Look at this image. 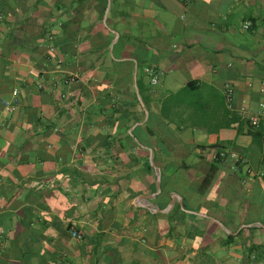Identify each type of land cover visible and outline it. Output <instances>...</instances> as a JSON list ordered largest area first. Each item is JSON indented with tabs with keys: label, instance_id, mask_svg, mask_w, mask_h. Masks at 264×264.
<instances>
[{
	"label": "crops",
	"instance_id": "crops-1",
	"mask_svg": "<svg viewBox=\"0 0 264 264\" xmlns=\"http://www.w3.org/2000/svg\"><path fill=\"white\" fill-rule=\"evenodd\" d=\"M0 17V264H264L245 254L264 246L247 173L264 121L241 112L264 101V0H0ZM222 149L247 166L203 186Z\"/></svg>",
	"mask_w": 264,
	"mask_h": 264
},
{
	"label": "built area",
	"instance_id": "built-area-1",
	"mask_svg": "<svg viewBox=\"0 0 264 264\" xmlns=\"http://www.w3.org/2000/svg\"><path fill=\"white\" fill-rule=\"evenodd\" d=\"M1 20H2V17H0V21ZM251 27H252V23H250V22H247L244 25L245 30H250ZM48 41L53 43L55 41V36L49 35ZM0 45H1V43H0ZM55 53H56V47L54 45H52L50 47V54L54 56ZM146 73L151 78L153 85L159 84V74L156 72L155 69L148 68V69H146ZM225 93H226L227 104L229 105L230 108H232L234 101H235V88H234V86L231 84H228L226 87ZM261 93L264 94V83L262 84V87H261ZM18 96H19V91L15 90L13 100L3 102L5 110L8 113H15L17 111V108L19 106ZM241 112L243 114L248 115V124L250 125V127L254 130H258L261 127L262 122L264 121V101H261L259 103V107H258V110L256 112L251 113L247 107H243L241 109ZM220 154H221V157L223 159H232L236 164L241 163V164L247 166V164H246L247 161H245L242 157L238 156L237 154H230L226 150L221 151ZM236 164L234 166L235 168H236ZM247 167H248L247 173L250 177H252V178L258 177L260 179H264V171L260 172V173H254V171L249 166H247ZM78 236H79V233L74 231L73 237H78Z\"/></svg>",
	"mask_w": 264,
	"mask_h": 264
},
{
	"label": "trees",
	"instance_id": "trees-1",
	"mask_svg": "<svg viewBox=\"0 0 264 264\" xmlns=\"http://www.w3.org/2000/svg\"><path fill=\"white\" fill-rule=\"evenodd\" d=\"M45 31H46L45 32L46 33V37H48V35H49L48 29H45ZM8 39L9 40L12 39L13 43H15V44L19 42V39L16 36L12 35V34L9 35ZM49 58H50V56H49ZM252 131H254V129H252ZM221 151H223V149L219 151V153L217 155V158H216V161H215V165H214L215 167H214L213 171L211 172V174L204 180L203 186H208L210 184V182H211L216 170L218 169L219 164H221L223 162L224 159L221 157V154H220ZM236 167H237V169H242L244 167V165L241 164V163H237ZM163 195H166L167 197H169V195H170V193L168 192V189H166V187H165V190L163 191ZM167 205H168V203L166 204V206ZM197 234H198V236L203 235L199 231L197 232ZM229 240H230V242H232L234 240V237H229ZM258 251H264V246L252 245L246 251L245 254H246V256H248L250 258V260H252V256L254 255L255 258L253 259V262L255 263V262L259 261V256H257L258 253H259Z\"/></svg>",
	"mask_w": 264,
	"mask_h": 264
},
{
	"label": "water",
	"instance_id": "water-1",
	"mask_svg": "<svg viewBox=\"0 0 264 264\" xmlns=\"http://www.w3.org/2000/svg\"><path fill=\"white\" fill-rule=\"evenodd\" d=\"M157 184H158V190H159V193H160L162 191V182H161L160 174H158ZM171 205H172V203H171Z\"/></svg>",
	"mask_w": 264,
	"mask_h": 264
}]
</instances>
